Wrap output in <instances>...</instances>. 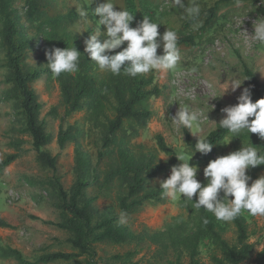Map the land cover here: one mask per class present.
<instances>
[{"label":"rangeland","instance_id":"rangeland-1","mask_svg":"<svg viewBox=\"0 0 264 264\" xmlns=\"http://www.w3.org/2000/svg\"><path fill=\"white\" fill-rule=\"evenodd\" d=\"M103 2V0H99ZM117 8H124L123 0H110ZM151 7L158 16V32L162 35L166 28L179 30L185 20L172 0H149ZM193 0H183L186 5H191ZM200 4L201 10L212 6L211 0H195ZM24 0H14V7L19 18V36L29 41L25 54L26 66L31 69H42L39 58L43 43L36 33L33 25L24 17ZM47 12L51 15L64 14L69 10L79 15L77 22L69 30L85 47V40L97 26L95 18L91 15V0H47ZM88 10L87 17H81L80 11ZM118 10V9H117ZM258 17H264V4L261 0L257 3H241L240 6L231 5L219 12V17L212 28L207 31L193 49L180 47L181 60L174 71H153L148 74L154 76V83L161 94L152 98L149 107L152 112L151 119L146 126L138 130L137 137L130 140L127 151L141 161L155 157L161 162H166L168 157L158 150L156 136L160 135L165 144L176 155L187 151L184 142L185 134L197 140V137H206L216 128V125L207 120H201L200 127L191 130H176L170 121L166 120L175 115L178 107L185 104L195 109H202L207 113L209 121L218 123L222 118L221 109L233 106L244 88H249L246 80L241 88L228 92L219 97L224 88L220 84L227 83L233 74L243 78V65L249 68L264 85V46L250 41L244 33L251 35L252 24ZM244 18V19H243ZM243 19L241 28L240 21ZM197 25L190 26L187 33L195 32ZM240 29V30H239ZM113 51L115 54L122 50ZM162 54V48L157 50ZM4 53L0 44V163L11 154L18 157L6 168L0 169V221L11 228L0 227V247H10L22 253V255L34 261L39 255L49 252H71L66 240L69 234L58 229L55 224L59 221V211L56 207V195L49 185V181L55 176L60 179L65 190H69L75 182L76 155L87 161L91 170L99 172L105 169L108 160H102L97 164V154L100 149L99 133L90 129L86 121L87 106L81 111L65 116V108L61 105L59 86L54 79L42 76L32 84L38 101L42 104L40 120L44 123L45 131L49 134L51 142L45 147L52 156L57 158L56 172L43 168L36 161V153L31 145V138L24 133L23 119L20 116L14 101L7 99L5 94L10 88L6 84L7 71L2 66ZM34 62V63H33ZM195 69V71H193ZM100 75L104 71L98 69ZM220 83V84H219ZM194 89V94H193ZM250 89V88H249ZM251 91V90H250ZM252 99V93H251ZM208 100V106L203 101ZM74 128L73 140L68 141L63 149L57 142L60 129L63 131ZM77 132V133H76ZM196 135V136H195ZM228 139V138H227ZM227 139L207 154L194 153L189 161L190 166L196 165L198 172L196 179L207 182L203 176V169L209 161L220 156H225L237 151L234 147V139L224 145ZM167 160H163L166 159ZM181 162L178 160L175 166ZM171 169V168H170ZM170 169L165 173L157 174L149 179L145 185L146 191L158 190L155 182L164 180L170 175ZM248 169L246 174L251 180L264 175V167ZM92 175V173H91ZM90 175V176H91ZM92 179V178H91ZM90 179V180H91ZM101 180V178H100ZM251 183V181L249 182ZM88 188L90 196L98 195V185ZM99 188V187H98ZM121 188L111 185L107 192H102L93 203L95 211L100 215H115L119 217L115 196ZM163 203L148 202L142 207L127 214V223L117 225L131 234L124 244H100L96 247L99 264H167L174 260L169 247L170 235L166 236L169 229L182 234L194 227L195 214L191 210L190 202L164 198ZM248 229V243L254 246L252 257L244 264H250L255 255L262 249L264 243V217H250L244 214ZM233 228L229 227L225 238L234 241ZM132 253L128 258L126 253ZM211 248L204 245L199 252L201 264H213ZM0 264H16L13 260H3ZM53 264H69L57 262ZM180 264H188V259L182 257Z\"/></svg>","mask_w":264,"mask_h":264},{"label":"trees","instance_id":"trees-1","mask_svg":"<svg viewBox=\"0 0 264 264\" xmlns=\"http://www.w3.org/2000/svg\"><path fill=\"white\" fill-rule=\"evenodd\" d=\"M124 8L133 14L131 27H135L143 17L147 16L158 21L149 0H123ZM212 6L203 8L199 18L187 21L177 31L178 48H195L199 40L219 17V12L236 0H211ZM259 0H242V3H257ZM47 0H24V17L33 25L36 33L43 43L40 50L42 69H31L26 66L25 54L29 41L22 39L18 25L19 18L14 7V0H0V44L4 53L2 66L7 71L6 84L10 85L5 96L13 100L20 116L23 119L24 133L31 138V145L36 153V161L45 169L56 172L57 158L52 156L45 147L51 142L49 134L45 131L44 123L40 120L42 104L32 88V84L42 76L54 79L60 92V102L65 108V116L81 111L87 106L86 121L90 129L99 133L100 149L97 154V164L108 160L105 169L96 175L95 168L91 170L87 161L81 154L76 155V171L78 176L70 187L65 190L58 177H53L49 185L53 189L59 211V221L55 226L69 234L66 244L71 252H49L39 255L34 261L26 259L22 253L10 247H0V258L13 260L16 264H53L64 262L69 264H99L96 247L100 244H124L133 237L125 229L117 225L118 216L97 214L93 203L111 185L121 188L115 196L116 206L120 212L131 213L148 202L163 203L162 193L159 190L146 191L145 185L149 179L160 173L167 172L177 164L176 153L163 141L160 135L156 136L157 147L168 157L166 162L157 160L154 156L144 160H137L130 155L127 147L130 140L137 137L138 130L146 126L152 117L149 102L152 98L160 96L161 91L154 83L152 74H138L130 78L124 74L114 76L110 73L100 75L98 67L90 62L84 52V46L69 30L79 19V15L69 10L64 14L51 15L47 12ZM197 25L195 32L187 33L190 26ZM73 46L81 53L78 71L72 74L62 73L59 77L48 70L45 52L52 48L63 49ZM243 76L251 93L252 102L264 98V85L255 74L243 65ZM73 127L63 131L60 129L57 142L63 149L68 141L73 140ZM77 133V132H76ZM230 137L227 130L216 128L206 137L213 144L211 151L216 149L222 141ZM234 139V147L239 150L246 146L247 133H240ZM249 143L261 148L264 154V140L256 134H249ZM185 147L189 152L194 151L197 140L185 134ZM199 153V152H196ZM18 155H8L1 163L0 169L6 168ZM264 165L258 166L262 168ZM254 170L253 168H250ZM92 173V175H91ZM91 175V176H90ZM92 178V179H91ZM101 178V180H100ZM91 179V180H90ZM205 185L207 182L199 180ZM98 185V195L90 196L88 188ZM222 195V193H221ZM195 197H193V202ZM195 214V224L188 231L178 234L169 229V247L174 260L167 264H180L182 257L188 259V264H201L200 249L204 245L211 248V261L213 264H244L253 254L254 246L248 243V229L244 214L242 213L230 223L217 221L211 213L203 208L197 211L189 203ZM202 218H207L205 225ZM0 227L11 228L7 223L0 221ZM233 228L234 241L225 238L228 228ZM132 253H126L128 258ZM250 264H264V243L262 249L255 255Z\"/></svg>","mask_w":264,"mask_h":264},{"label":"clouds","instance_id":"clouds-1","mask_svg":"<svg viewBox=\"0 0 264 264\" xmlns=\"http://www.w3.org/2000/svg\"><path fill=\"white\" fill-rule=\"evenodd\" d=\"M172 3L181 10V17L185 20L195 21L201 14V6L195 0L191 5H186L183 0H172ZM240 6L242 0H236ZM91 15L95 18L97 25L85 40L84 52L90 62H94L99 70L111 75L124 74L135 78L138 74H148L156 71H174L181 60L178 48V34L174 29H168L161 35L158 32L160 23L153 22L147 16L131 27L134 20L133 14L128 10L117 8L110 0H91ZM264 4V0H261ZM118 9V10H117ZM81 17L89 15L88 10L80 11ZM244 19V18H243ZM243 19L240 21V28ZM251 35L244 33L247 38L261 46H264V17H258L252 24ZM126 46L119 52L122 45ZM162 48V54L158 55L157 50ZM81 53L73 46L52 48L45 52L48 70L59 77L62 73H76ZM34 63V62H33ZM195 71V69H193ZM248 80L247 77L240 78L233 74L231 79L223 84L225 95L229 88L232 92L241 88L242 83ZM194 94V89H193ZM195 95V94H194ZM208 100L203 101L208 106ZM209 107V106H208ZM223 118L218 122L209 121L207 113L202 109H195L185 104L178 107L175 115L169 119L176 130H191L199 128L201 120H207L218 128L227 130L230 137L224 145L237 137L240 133H247V145L239 150L225 156L217 157L209 161L203 169V176L207 183L202 184L196 179L198 167L189 164L194 153H209L214 144L207 138L197 137L194 151L189 155L187 151L175 155L181 163L170 169V175L164 180L155 183L159 185L162 198L190 202L192 207L199 211L203 208L220 222L230 223L242 213L250 217H264V175L255 180L246 174L250 168L264 165V154L259 147L249 143V134H256L264 140V98L252 102L251 91L244 88L237 98V103L221 109ZM181 134V144L182 142ZM163 160H167L163 159ZM251 181V183H249ZM222 193V195H221ZM193 197L195 201L193 202ZM203 224L209 221L202 218ZM118 225L127 223V213L121 211L117 220Z\"/></svg>","mask_w":264,"mask_h":264}]
</instances>
